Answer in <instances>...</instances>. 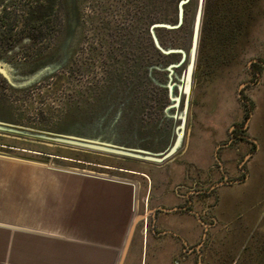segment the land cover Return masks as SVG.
Wrapping results in <instances>:
<instances>
[{"label": "rangeland", "instance_id": "rangeland-1", "mask_svg": "<svg viewBox=\"0 0 264 264\" xmlns=\"http://www.w3.org/2000/svg\"><path fill=\"white\" fill-rule=\"evenodd\" d=\"M180 1L57 0L54 17L28 28L21 20L27 5L47 0H0V16L8 10L18 20L11 33L0 28V152L9 157L0 158L54 182H139L151 211L166 194L180 196L181 206L196 198L197 237L171 264L200 257L201 264H230L244 245L250 261L258 257L254 242L264 247V0L251 1L229 47L213 38L212 23L203 41L207 0H189L179 28L154 31L164 50L185 54L182 64L183 55L164 54L151 33L155 24L177 26ZM170 82L174 97L185 86L178 109H169ZM206 135L213 162L199 169L192 161ZM148 230L152 241L151 222ZM195 248L200 254H189Z\"/></svg>", "mask_w": 264, "mask_h": 264}, {"label": "crops", "instance_id": "crops-1", "mask_svg": "<svg viewBox=\"0 0 264 264\" xmlns=\"http://www.w3.org/2000/svg\"><path fill=\"white\" fill-rule=\"evenodd\" d=\"M211 145L206 135L192 161L196 168L213 162ZM22 164L0 158V264H128L130 259L134 264H171L182 245L191 246L197 237L199 209L192 208L196 198L181 206L180 196L166 194L162 207L151 211L148 188L142 192L139 182L74 177L54 182ZM140 223L143 230L137 231ZM166 234L172 238H157ZM254 243L256 259L249 254L252 260L245 261L244 245L230 264H264V247L260 239Z\"/></svg>", "mask_w": 264, "mask_h": 264}, {"label": "trees", "instance_id": "trees-1", "mask_svg": "<svg viewBox=\"0 0 264 264\" xmlns=\"http://www.w3.org/2000/svg\"><path fill=\"white\" fill-rule=\"evenodd\" d=\"M253 0H207L206 13H205V24L202 29V39L205 41L209 38L211 30L208 27V24H215L213 38H217L220 42V45L230 46V37L233 35H239L243 31L241 20L249 16L248 8L253 4ZM244 2V3H243ZM214 4V5H213ZM27 5V4H26ZM179 5V3H178ZM178 5L176 8L178 10ZM29 6L24 12V15L21 16V20L25 23V26L28 28H34V25H37L39 22L49 20L50 17L56 15L57 0H47L45 4L36 3V5H27ZM216 9L218 15V20L210 19L211 12L210 10ZM10 12V11H9ZM8 10H5V13L0 18V28H5L9 33L14 30V23L18 21L16 19L12 23V17ZM213 12V11H212ZM215 12V10H214ZM19 20V21H21ZM11 21V22H10ZM165 21V20H164ZM228 42V43H227ZM168 89V88H167ZM252 110V108L249 107ZM246 118H249V114H246Z\"/></svg>", "mask_w": 264, "mask_h": 264}, {"label": "water", "instance_id": "water-1", "mask_svg": "<svg viewBox=\"0 0 264 264\" xmlns=\"http://www.w3.org/2000/svg\"><path fill=\"white\" fill-rule=\"evenodd\" d=\"M188 2H189V0H182V1H180V3H179V7H178V24H177V26H172V25H169V24H155V25L152 26V31H151L152 36H153V40H154V43H155L156 47H157L159 50H161L164 54L169 55V54H174V53H181V54L183 55V59H182V61L180 62V64H182V63L185 61V54H184L183 52H181V51H178V50H169V51L164 50V49L161 47V45L159 44L158 39L156 38L154 31H155L156 29H169V30H175V29L179 28V27L182 25V23H183V20H184V13H185V5H186ZM198 38H199V27H198V29H196V35H195V38H194V45H195V46H197V44H198ZM173 68H176V66H170V67H169L168 70L170 71V74L173 73ZM186 78H187L186 73H184L183 76H182V78H181V81H182L183 84L185 83ZM171 81H172V79H171ZM174 87H175V84H172V83L170 82L169 85H168L169 95H170V99H171V101L174 102V105L171 106V107H169V109H170V108H176V109H178V108L180 107L181 100H182V95H183V92H184V90H185V86H184V85H180V86H178V92H179V93H178V96H177V97H174V96H173V90H174ZM177 117H178V112H177L176 115H175V118H177ZM188 136H189V133H188ZM70 139H73V140H76V141H80V142H83V143H87V144H92V145H89V146H91L92 148H97L96 146H93V145H98V146H103V147H111V148L113 147L112 145H108V144H105V143L86 141V140L77 139V138H70ZM48 145H49V146H53V144H48ZM80 145H82V146H86L85 144H80ZM174 151H175V150H173V151L170 153V155L173 154ZM0 157L9 158V157L3 155L1 152H0ZM167 157H169V156H167ZM137 158H139V157H137ZM165 158H166V157H165ZM165 158H163V159H153V160H154V161H157V162H161V161L165 160ZM132 234H133V228H132L131 231H130V234H129V237H128V240H127L126 248H127V246L129 245V242H130V240H131Z\"/></svg>", "mask_w": 264, "mask_h": 264}, {"label": "flooded vegetation", "instance_id": "flooded-vegetation-1", "mask_svg": "<svg viewBox=\"0 0 264 264\" xmlns=\"http://www.w3.org/2000/svg\"><path fill=\"white\" fill-rule=\"evenodd\" d=\"M0 18H1V16H0Z\"/></svg>", "mask_w": 264, "mask_h": 264}]
</instances>
